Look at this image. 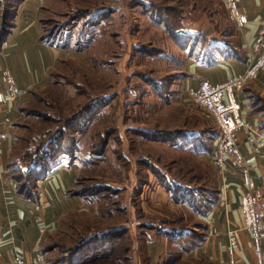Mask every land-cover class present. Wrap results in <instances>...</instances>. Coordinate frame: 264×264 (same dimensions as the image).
<instances>
[{
  "label": "rangeland",
  "instance_id": "1",
  "mask_svg": "<svg viewBox=\"0 0 264 264\" xmlns=\"http://www.w3.org/2000/svg\"><path fill=\"white\" fill-rule=\"evenodd\" d=\"M215 7V0H52L43 10L46 34L54 33L52 41L68 54L52 84L25 105L13 161L22 173L35 150H60L64 170L76 173L70 193L80 190L89 203L73 217L78 224L65 222L50 257L65 256L74 243L69 235L76 240L118 224L130 227L133 264H207L183 255L182 239L159 237L160 230L177 232L195 222L188 205L174 204L156 180L164 173L186 185L213 187L216 169L192 147L139 130L180 128L201 138L215 129L206 114L173 97L180 53L166 29L179 27L176 13L185 27ZM141 172L154 181L140 190ZM198 175L203 179L194 181ZM141 222L159 232L140 229Z\"/></svg>",
  "mask_w": 264,
  "mask_h": 264
},
{
  "label": "crops",
  "instance_id": "2",
  "mask_svg": "<svg viewBox=\"0 0 264 264\" xmlns=\"http://www.w3.org/2000/svg\"><path fill=\"white\" fill-rule=\"evenodd\" d=\"M52 0H23L14 17V25L0 47V89L7 93V73L14 77L22 95L8 101L0 114V259L2 264L26 262L45 264L42 246L60 229L64 217L84 210L81 196L70 193L76 173L64 170L61 163L45 178L39 179L36 198L30 199L18 190L10 170L21 132L23 109L32 95L52 84L53 72L65 61L67 49L44 40L42 12ZM196 21L186 25L191 36L190 47L214 50L211 57L188 55L177 46L180 59L173 67V97L181 103L200 88L203 81L214 85L243 74L258 55L256 39L264 27V0H239L249 21L239 30L223 0ZM205 37L203 46L197 38ZM205 53H203V56ZM65 63V62H64ZM171 94V95H172ZM234 96L241 105V116L247 126L238 131V144L257 186L264 193V69ZM202 156L208 160L209 155ZM218 175L219 201L198 219L207 223L209 234L204 243L183 255L208 264H230V235L237 234L238 264H258L255 245L244 229L241 200L244 184L240 173L228 160ZM263 230L261 246L264 257V200L261 202ZM196 217V218H197Z\"/></svg>",
  "mask_w": 264,
  "mask_h": 264
},
{
  "label": "trees",
  "instance_id": "3",
  "mask_svg": "<svg viewBox=\"0 0 264 264\" xmlns=\"http://www.w3.org/2000/svg\"><path fill=\"white\" fill-rule=\"evenodd\" d=\"M21 2H23V0H0V47L5 42L6 37L8 36L12 28H14V17L17 11V7ZM173 10L175 11V9H172L170 11ZM176 14V20L179 23V27L174 28L175 30L166 28L168 32L171 30L170 32L172 33V37L174 38L176 43L181 48L188 50V55H192L195 57L207 56L210 58L212 53L214 52L211 47L207 50H204L202 47H200L198 50L196 49V46L194 44V47H190V41L192 38L188 33H186V27L180 25V23L183 22V15H179L178 13ZM44 23L45 22L43 21V24ZM44 33V40L48 41V43H52L62 47V45L52 41L54 33H51L49 35H47L46 32ZM197 39V41L200 42V44L203 46V44L205 43L204 35H201L200 38L198 36ZM203 53H205L204 56ZM156 55V53H152L153 57ZM55 71L53 72L52 78L55 74ZM168 81V79L165 80L162 85L165 86ZM85 115L86 114H84L83 116ZM208 118L213 120L215 129L213 130V132L212 130H205L204 136L201 138L196 134H190L191 132H189V130L180 128L170 129L168 131H161L158 129H141L139 131H142L144 134H146V136L162 137L165 142H169L171 144L181 145V142L184 147H192V149H194V152H197V154H211V152L213 153V151H215V141L219 136L220 130L213 117L211 118L208 116ZM50 146L58 147L59 145L58 143L52 144V142H50ZM53 150L54 149L51 147L44 149L43 151H41V149L35 150V153H32V159H30V161L32 162H30L29 166L26 168V172L17 173V165L14 163V161L10 164L9 167L12 175L13 177H15L14 179L18 183V190L20 193L24 194V196L36 200L37 196L39 195L37 193L39 179L45 178L51 171H53L57 166L61 164L63 158L59 157L60 154L58 155L60 150L56 153H54L55 150L54 152ZM214 171L213 187H195L192 185H186L175 179L169 180V177L164 175V173L161 174V181L157 179L156 183L159 186L161 185L164 191L167 192V194L170 196L174 204L182 208L188 205V207L190 208L188 209L190 212H192V219L195 224H185L182 226V228L179 227V230H177V232H165L164 230H160L159 232L157 229V225L148 222H141V224L139 225L140 229H155L159 232V237H161L160 235L170 236L173 242H177V240L182 239L183 244L181 246L183 249H185L186 252H190L191 250L201 246L206 240L207 235L209 234V226L207 223L198 219L197 216L208 214V211H210L211 208L216 204V202L219 201L218 199L221 192L217 172L215 173ZM151 173L154 175L153 171H151ZM139 175L143 177V179L141 180L142 182H139L140 190L145 186H149L152 181H154L150 177V173L144 174L143 172H141L140 174H138V176ZM194 177V181L203 179L202 176L199 175ZM206 182L207 181H205V183ZM75 193L76 195L82 197L84 206L86 207L89 203L84 198L85 196L81 194L80 190H75ZM111 213L112 212L110 210H107L105 216H112ZM78 214L79 212L64 217V222L62 223L60 229H58L57 232L50 236V238L42 246V252L45 257V264H133L132 243L129 241L130 237L128 238L130 227H119L118 224L111 226L110 228L108 227L104 230H98V232L89 234L87 236H79L76 240V234L69 235L68 238L71 239V241H74V243L73 246L65 250V256H62L59 261L50 257V252H53L55 249L60 247L58 241L54 239L64 236L61 234H64L65 222L68 223L70 221L71 223L75 222V224H78L79 222H76L74 220L75 218H73ZM51 241L52 243H50ZM122 241H124L125 245H127L126 248L122 246ZM117 246L120 247L121 250L123 248L122 252H117ZM206 263L208 264V262Z\"/></svg>",
  "mask_w": 264,
  "mask_h": 264
},
{
  "label": "built area",
  "instance_id": "4",
  "mask_svg": "<svg viewBox=\"0 0 264 264\" xmlns=\"http://www.w3.org/2000/svg\"><path fill=\"white\" fill-rule=\"evenodd\" d=\"M222 2L235 26L239 30L244 29L249 17L241 11L239 0H223ZM256 49L259 51L258 55L245 73L216 85L203 81L200 88L185 101L188 106L194 107L211 118L213 117L219 127L220 133L215 141V151L208 154V159L219 175L223 174V165L226 160L240 173L244 184V194L241 200L244 229L250 233L253 239L258 264H264L261 246L263 230L261 202L264 200V193L257 186L256 180L251 174V168L238 144V131L247 124L241 116V105L234 96L235 91L242 90L250 81L256 79L260 71L264 69V27L256 39ZM5 82L8 89L7 93L0 89V114L5 111L4 108L8 101L16 102L22 95L11 74H6ZM231 234L230 264H238L235 253L239 247V240L237 234ZM14 264L31 263L24 261Z\"/></svg>",
  "mask_w": 264,
  "mask_h": 264
}]
</instances>
